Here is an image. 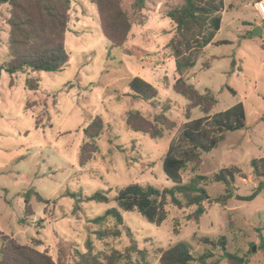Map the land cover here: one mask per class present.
I'll return each mask as SVG.
<instances>
[{
    "label": "rangeland",
    "instance_id": "374dc122",
    "mask_svg": "<svg viewBox=\"0 0 264 264\" xmlns=\"http://www.w3.org/2000/svg\"><path fill=\"white\" fill-rule=\"evenodd\" d=\"M134 1L121 0L134 21L123 50H110L94 4L72 0L65 37L68 65L58 72L15 74L5 71L9 6L0 5V230L23 245L37 239L39 250L68 263L76 249L87 252L86 242L91 241L101 260L123 253L118 264H160V249L182 242L197 259L193 264H230L220 247L204 242L225 237L230 252L248 264H264V193L251 201L233 198L225 206L207 205L198 221L189 220L196 207L169 204L168 218L160 226L138 211L122 210L115 201L118 190L133 183L172 187L163 172L169 144L181 124L204 116L200 107L188 109L190 102L174 90L178 75L168 49L174 25L167 12L183 0H146L142 12L134 10ZM259 1L224 0L219 32L185 76L199 92L214 94L217 104L210 115L243 103L247 125L228 132L216 149L202 155L200 165H188L183 184L231 166L246 174L236 178L235 195L251 196L259 184L251 166L253 159L264 157V32L255 35L263 25ZM217 41L228 43L217 46ZM134 77L155 87L158 97L150 102L135 98L129 86ZM33 79H39L37 90L29 88ZM164 107L176 128L162 137L128 128L129 112L139 111L155 122ZM97 117L104 125L95 140L98 150L81 166V148L88 141L84 130ZM206 189L215 198L225 185L211 183ZM97 192H108V203L88 200ZM27 199L32 216L25 211ZM110 209L124 219L121 237L99 240L96 232L112 229L116 222L93 220ZM130 247L143 254L128 252ZM207 253L212 256L199 261Z\"/></svg>",
    "mask_w": 264,
    "mask_h": 264
},
{
    "label": "trees",
    "instance_id": "16d2710c",
    "mask_svg": "<svg viewBox=\"0 0 264 264\" xmlns=\"http://www.w3.org/2000/svg\"><path fill=\"white\" fill-rule=\"evenodd\" d=\"M97 7L101 28L105 38L110 43V50L120 49L127 42L134 21L124 10L121 0H89ZM8 5L9 12L6 22L9 26L7 41L8 61L5 71L15 74L30 70L31 72H58L64 69L70 61L65 47V37L68 31L72 0H0V5ZM146 0H135L134 10L142 12ZM224 8V0H183L181 5L171 8L167 17L174 25V35L168 43L172 57L175 59L178 79L174 90L184 96L190 105L188 109L200 107L204 116L188 120L181 124L178 132L171 140L163 159V172L167 181L173 183L163 190L151 185L133 183L118 190L115 201L124 211H138L148 222L160 226L168 218L167 206L172 204L178 209L196 207L189 220L198 221L206 213L207 205H227L236 198L240 201H251L258 194L264 193V157L253 159L251 166L253 175L259 180L254 193L248 197L235 195L236 178H246V174L238 166L225 167L212 176L197 175L187 184H183V172L188 165H200L202 155L216 149L228 132H236L246 128L247 112L243 103H238L229 109L210 115L217 104L210 90L199 92L186 81V74L195 62V56L211 44L221 28L222 19L219 13ZM264 32V21L261 26ZM251 36V35H249ZM264 35L262 36V38ZM226 41H217L219 46ZM39 79L29 81V88L37 90ZM130 89L135 98L150 102L158 97V91L140 77L130 81ZM168 109L150 121L139 111H131L127 116V126L130 130L150 134L153 138L162 137L165 130L176 128L174 122L165 115ZM103 121L97 117L85 130L86 141L80 153V165L84 166L98 148L95 140L103 130ZM211 183L225 185V192L218 197H211L206 186ZM108 192H97L88 198L89 201L108 203ZM39 200L48 203L41 196ZM26 200V213L33 215ZM113 219L116 226L112 229L99 230L96 235L99 240L111 237H121L120 226L124 225L122 215L116 209L108 210L104 215L93 220L99 224ZM206 244L220 247L223 258L230 264H248L247 260L227 249L225 237L217 241L204 239ZM39 241L33 239L29 244H20L13 237L0 230V264H118L123 253L118 251L104 256V259L93 253L91 241L86 242L87 252L75 250L72 263L63 258L54 260L47 251L38 249ZM260 249L264 252V237L261 236ZM128 252L143 251L130 247ZM160 264H193L197 259L191 253L187 243H179L168 249H160ZM207 253L199 258L204 262L211 257Z\"/></svg>",
    "mask_w": 264,
    "mask_h": 264
},
{
    "label": "built area",
    "instance_id": "2783aa9c",
    "mask_svg": "<svg viewBox=\"0 0 264 264\" xmlns=\"http://www.w3.org/2000/svg\"><path fill=\"white\" fill-rule=\"evenodd\" d=\"M256 9H257L259 15L261 16V19L264 21V0H260L256 4Z\"/></svg>",
    "mask_w": 264,
    "mask_h": 264
},
{
    "label": "water",
    "instance_id": "95a60500",
    "mask_svg": "<svg viewBox=\"0 0 264 264\" xmlns=\"http://www.w3.org/2000/svg\"><path fill=\"white\" fill-rule=\"evenodd\" d=\"M262 33H263L262 27L258 26L256 31H255V35H260ZM255 250H256V247L253 248V251H255Z\"/></svg>",
    "mask_w": 264,
    "mask_h": 264
}]
</instances>
